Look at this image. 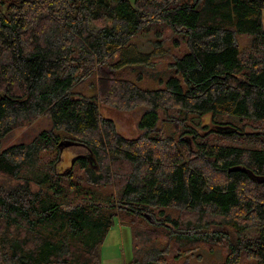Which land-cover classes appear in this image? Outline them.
I'll use <instances>...</instances> for the list:
<instances>
[{
  "label": "trees",
  "instance_id": "1",
  "mask_svg": "<svg viewBox=\"0 0 264 264\" xmlns=\"http://www.w3.org/2000/svg\"><path fill=\"white\" fill-rule=\"evenodd\" d=\"M166 27L187 52L136 67L132 38ZM101 104L142 107L141 133ZM66 142L88 153L58 171ZM0 175V264L100 262L115 219L128 264H198L202 245L264 264V0H0Z\"/></svg>",
  "mask_w": 264,
  "mask_h": 264
},
{
  "label": "rangeland",
  "instance_id": "2",
  "mask_svg": "<svg viewBox=\"0 0 264 264\" xmlns=\"http://www.w3.org/2000/svg\"><path fill=\"white\" fill-rule=\"evenodd\" d=\"M175 34V35H174ZM166 37V41L163 39ZM172 38H175V42H172ZM169 38V39H167ZM246 44V39H242V45ZM131 49L127 51L126 57L132 58L136 67H140L143 62L140 61L138 53L147 54L148 60L153 62L157 68L161 70H170L171 67H166L167 63H170L168 56L169 51L178 53H186L188 46L186 42L181 40L180 34L174 33L169 27L158 28L151 31H145L134 36L130 42ZM122 59L120 55L113 58L112 62ZM149 86H154L153 83H149ZM100 113L105 118L113 121L116 130L123 136L128 138L137 137L141 131L138 128V122L141 118L142 107H136L133 110L123 111L115 109L109 105L101 104ZM163 118L160 117L157 122V128L162 129ZM208 116L204 117L203 121L208 125ZM45 126L44 121L40 118L28 126L18 128L12 132L10 137L5 141L4 147L13 145L20 141L29 140L38 130ZM88 151L77 145H70L63 147L60 153V160L57 164L58 171H63L71 166L72 159L77 155H86ZM77 169V168H75ZM76 173L81 172V169L75 170ZM16 181L2 177L0 175V186L9 187ZM226 230L230 234L231 240L237 237V232L227 227ZM251 235H254V230L249 231ZM162 241V240H161ZM194 254H199L201 257L198 260V264H218L222 261L224 256V247L219 246L217 248L209 247L208 245H202ZM132 258V235L130 229L125 226H121L117 219L114 220L113 225L107 232L105 239L100 245V262L94 264H128ZM192 259H194L192 257ZM181 261L170 260L169 264H180Z\"/></svg>",
  "mask_w": 264,
  "mask_h": 264
},
{
  "label": "water",
  "instance_id": "3",
  "mask_svg": "<svg viewBox=\"0 0 264 264\" xmlns=\"http://www.w3.org/2000/svg\"><path fill=\"white\" fill-rule=\"evenodd\" d=\"M70 145H75L74 143H71V142H66L64 143V147H67V146H70ZM78 146V145H77ZM80 156V155H77L75 156L73 159H72V162H71V165L74 163L75 159ZM232 170H236V168H230L229 171H232Z\"/></svg>",
  "mask_w": 264,
  "mask_h": 264
}]
</instances>
